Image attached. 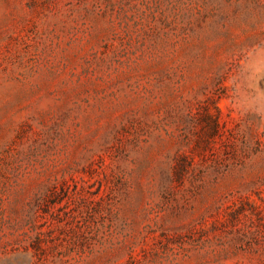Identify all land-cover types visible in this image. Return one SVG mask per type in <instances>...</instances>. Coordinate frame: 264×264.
Wrapping results in <instances>:
<instances>
[{
	"label": "rangeland",
	"instance_id": "1",
	"mask_svg": "<svg viewBox=\"0 0 264 264\" xmlns=\"http://www.w3.org/2000/svg\"><path fill=\"white\" fill-rule=\"evenodd\" d=\"M0 264H264V0H0Z\"/></svg>",
	"mask_w": 264,
	"mask_h": 264
}]
</instances>
